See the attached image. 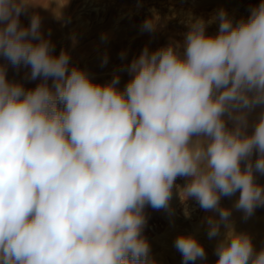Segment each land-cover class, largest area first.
<instances>
[{
  "label": "clouds",
  "instance_id": "clouds-1",
  "mask_svg": "<svg viewBox=\"0 0 264 264\" xmlns=\"http://www.w3.org/2000/svg\"><path fill=\"white\" fill-rule=\"evenodd\" d=\"M35 6L0 0V56L40 80L26 89L0 65V264H156L144 210L171 215L174 190L217 213L204 218L209 239L225 229L214 264H264V246L237 232L220 203L238 192L244 219L264 206V0L246 18L221 8L191 19L181 41L145 45L123 89L119 72L101 84L68 51L56 54L39 15L24 26ZM174 247L180 264H207L194 235Z\"/></svg>",
  "mask_w": 264,
  "mask_h": 264
},
{
  "label": "rangeland",
  "instance_id": "rangeland-1",
  "mask_svg": "<svg viewBox=\"0 0 264 264\" xmlns=\"http://www.w3.org/2000/svg\"><path fill=\"white\" fill-rule=\"evenodd\" d=\"M34 3L36 6L20 17L24 26L29 24L32 14L39 15L41 30L45 35L50 33L56 54L61 49L68 51L71 65L86 69L92 79L101 84L110 81L114 72H119V87L123 89L131 78L127 65L145 45L154 50L169 41H181L191 19H208L221 8L234 20L246 18L249 9L260 0H34ZM145 19L152 20L155 31L141 30ZM218 26V22L210 25L207 32L216 33ZM102 34L107 35L106 40L101 39ZM122 51L126 52L124 58L120 56ZM105 54L108 62L102 65ZM0 65L6 66L8 80L20 82L26 89L34 88L40 82L27 78L30 68H15L2 56ZM254 109L262 110L261 106ZM256 180L264 184V176L259 173ZM176 183L182 186L185 180L178 178ZM238 196L237 192L232 197H222L221 206L232 209L230 223L237 232L249 234L254 247L259 250L264 246V206L257 207L251 217L244 219L243 213L233 208ZM171 208V215L164 209L154 210L150 206L144 210L148 222L143 235L150 243V255L156 264H180L182 256L174 247L179 234L194 235L205 248L207 264H214L218 259L215 247L225 229L222 226L220 236L209 239L204 218L217 216V213L201 209L194 199L182 201L175 190ZM186 208L191 214L188 219L184 215ZM195 264L205 262L198 258Z\"/></svg>",
  "mask_w": 264,
  "mask_h": 264
},
{
  "label": "crops",
  "instance_id": "crops-1",
  "mask_svg": "<svg viewBox=\"0 0 264 264\" xmlns=\"http://www.w3.org/2000/svg\"><path fill=\"white\" fill-rule=\"evenodd\" d=\"M259 113H260V111L258 109H252L250 111V113H249V129H251L252 124L255 123L256 119L259 116Z\"/></svg>",
  "mask_w": 264,
  "mask_h": 264
}]
</instances>
